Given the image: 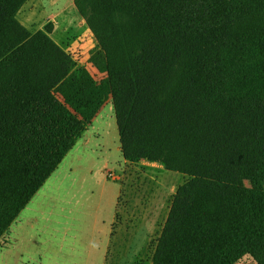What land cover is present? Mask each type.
Segmentation results:
<instances>
[{
    "label": "trees",
    "instance_id": "16d2710c",
    "mask_svg": "<svg viewBox=\"0 0 264 264\" xmlns=\"http://www.w3.org/2000/svg\"><path fill=\"white\" fill-rule=\"evenodd\" d=\"M0 0V239L98 110L50 35ZM120 150L188 178L151 264H264V0H74Z\"/></svg>",
    "mask_w": 264,
    "mask_h": 264
},
{
    "label": "rangeland",
    "instance_id": "374dc122",
    "mask_svg": "<svg viewBox=\"0 0 264 264\" xmlns=\"http://www.w3.org/2000/svg\"><path fill=\"white\" fill-rule=\"evenodd\" d=\"M51 37L97 86V112L0 239V264H151L176 188L188 176L126 161L99 45L74 0H26L16 14ZM240 264H249L248 260Z\"/></svg>",
    "mask_w": 264,
    "mask_h": 264
}]
</instances>
